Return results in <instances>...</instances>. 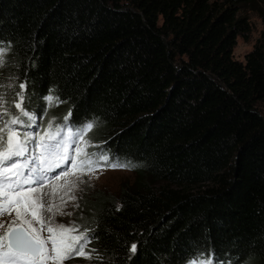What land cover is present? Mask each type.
I'll list each match as a JSON object with an SVG mask.
<instances>
[{
    "label": "trees",
    "instance_id": "trees-1",
    "mask_svg": "<svg viewBox=\"0 0 264 264\" xmlns=\"http://www.w3.org/2000/svg\"><path fill=\"white\" fill-rule=\"evenodd\" d=\"M254 2L0 0L5 113L23 83L42 129L95 121L88 150L130 165L89 172L135 176L84 189L65 264H264V32L234 55Z\"/></svg>",
    "mask_w": 264,
    "mask_h": 264
},
{
    "label": "snow or ice",
    "instance_id": "snow-or-ice-1",
    "mask_svg": "<svg viewBox=\"0 0 264 264\" xmlns=\"http://www.w3.org/2000/svg\"><path fill=\"white\" fill-rule=\"evenodd\" d=\"M18 87L20 91L13 96L14 101L25 98V84L21 83ZM2 100L3 95L0 94V101ZM45 100L50 102L52 97H45ZM11 109L10 115L0 112V218L5 215L12 216L11 208L15 206L16 217L23 216V221L0 219V229H4V232L0 233V264H46L51 257L45 245L48 240L53 239V236L42 238L41 232L46 230L52 234L79 231V226L74 223L69 225L57 223L53 216H49L41 223L36 219V212H29L32 204L26 202L29 199L27 196L21 197V192L33 194L35 204L42 206L44 194L39 191L40 186L49 178L57 179L60 173L52 177L48 174L55 168H61L62 164L65 165L62 168L63 174L67 175L68 168L71 167L70 161L79 150L78 146L82 137L93 128L96 122L88 121L82 125L69 124L67 122L68 116L71 115L69 112L62 122V127L56 126L54 133L49 134L36 123L35 113L21 108L20 103H13ZM6 116L7 119H5ZM47 128L52 129L53 124L50 122ZM42 132L45 134L42 135ZM70 145L72 146L71 156L68 155ZM33 148L38 152L35 161L28 159ZM84 163L97 167H130L127 164L110 162L108 154L103 151L86 153ZM79 182L84 183L82 179ZM5 196L18 198L15 205L10 204L7 212L3 207ZM47 211H52L51 206L47 207ZM59 215L70 216L71 213L59 212ZM6 224L7 228H5ZM88 231L85 229L79 234L83 243H79L77 247L64 248L67 254L60 256L58 253L56 258L71 259L73 255H84V247L91 240V237L87 235ZM129 250L134 254L137 250L136 245L132 244ZM86 258H90V253Z\"/></svg>",
    "mask_w": 264,
    "mask_h": 264
},
{
    "label": "rangeland",
    "instance_id": "rangeland-1",
    "mask_svg": "<svg viewBox=\"0 0 264 264\" xmlns=\"http://www.w3.org/2000/svg\"><path fill=\"white\" fill-rule=\"evenodd\" d=\"M255 6H246L242 14L246 15L249 18L251 25V32L247 36V38L239 37L237 45L234 49L235 58L241 61L245 60V56L248 52L254 49V47L261 42L263 39L264 32V0H255ZM3 64L2 52H0V65ZM23 103L21 100L20 104ZM49 103V102H48ZM3 101H0V112H6L8 107L4 105ZM56 107L59 105L56 103ZM21 108L24 109V106L21 105ZM50 107L47 106L44 113L40 115L37 112L35 113L37 117V121L40 124H46L52 117V111ZM264 114V103L260 106ZM19 111V110H17ZM59 112V111H58ZM37 113V114H36ZM57 112H54L56 114ZM43 128V127H42ZM93 129V128H92ZM90 131L88 130L82 137L78 151L75 156L72 157L70 161L71 167L68 168L67 175L63 174L62 168L65 165H61V168H55L54 171L50 172L49 177L56 176L57 173H60L59 177L55 180L49 178L43 185L40 186L39 191L44 194L42 206H38L34 202L33 194L21 192V197L27 196V203L32 204V207L29 209V212H36V219L40 220L43 223L49 216H53V219L57 223H63L65 225L73 224L77 226L76 217L79 211V201L84 189H104L109 192H118L124 184H130L134 181L135 176L133 171L127 169H99L89 172L88 170L92 168L94 165H89L85 168L83 164L84 158L82 155L86 154V151L91 146H96L97 143H90L88 138L90 137ZM6 135V134H5ZM71 148L70 145L68 154L71 156ZM91 150H88L90 152ZM92 152V151H91ZM38 152L35 150L32 153V156H35ZM82 168V169H80ZM83 180L84 183H80V180ZM7 191V189H6ZM75 197V199H73ZM18 199L17 197L5 196L3 198L6 207L4 210L7 212L9 210L10 204L15 205V201ZM51 206L52 211L48 212L47 207ZM12 216L5 215L0 218L5 221L9 219H17L18 221H23V216L16 217V208L13 206L11 208ZM59 212L71 213V215L60 216ZM55 214V215H53ZM38 226V225H36ZM8 225H5L7 228ZM16 227V225H13ZM4 229H0V233H3ZM80 232L82 230L79 228V231L72 232H64L57 233L54 232L52 234L48 233L46 230L41 232V237H47L49 235L53 236L52 240H48L46 242L45 247L49 250V255L51 259H49L46 264H65L68 259H57V255L59 253L60 256H65L67 253L64 251L66 247H75L78 243L82 241L80 238ZM77 238V239H73ZM7 259V258H6ZM197 264V263H196Z\"/></svg>",
    "mask_w": 264,
    "mask_h": 264
}]
</instances>
